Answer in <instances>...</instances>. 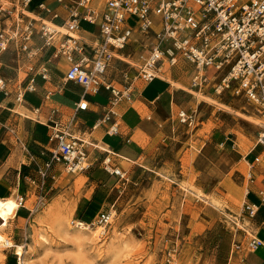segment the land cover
<instances>
[{
	"label": "built area",
	"instance_id": "built-area-1",
	"mask_svg": "<svg viewBox=\"0 0 264 264\" xmlns=\"http://www.w3.org/2000/svg\"><path fill=\"white\" fill-rule=\"evenodd\" d=\"M37 1L0 0V97L23 104L27 93L38 92L37 76L50 80L44 63L53 58L69 65L65 83H75L84 92L71 115L52 108L46 124L51 158L39 170L33 208L19 196V209L34 213L45 205V189L56 165L74 176L92 167L93 152L100 149L78 118L90 110L89 96L108 93L105 112L93 130L104 125L109 135L116 136L120 105L131 102L142 85L176 71L187 75L190 92L240 98L260 118L256 144L245 156L254 154L248 162L249 178L258 187L255 194L260 200L243 210L253 221L264 207V0ZM84 23L94 27L87 36L82 35ZM6 54L20 73H30L26 81L6 75ZM51 98V93L45 95L46 101ZM177 119L190 128L197 124L195 112L184 109L177 112ZM107 170L123 176L119 170ZM258 178L260 185L255 183ZM115 217L113 209L103 210L92 222L80 223L99 226L104 238ZM262 245L254 236L248 250Z\"/></svg>",
	"mask_w": 264,
	"mask_h": 264
},
{
	"label": "rangeland",
	"instance_id": "rangeland-1",
	"mask_svg": "<svg viewBox=\"0 0 264 264\" xmlns=\"http://www.w3.org/2000/svg\"><path fill=\"white\" fill-rule=\"evenodd\" d=\"M82 27L94 29L87 23ZM5 56L4 62L12 63L11 55ZM5 72L14 73L10 68ZM179 75L188 79L183 72ZM180 85L189 88L187 82ZM202 96L245 115L238 117L188 94L181 104L195 112L194 128L181 124L177 114L165 121L147 139L144 159L130 173L116 176L115 188L96 201L99 208L90 219L82 216L78 197L70 189L75 176L59 175L45 205L34 213L20 211L3 231L7 242L0 247V264H19L20 245L25 246L30 264H245L244 253L255 231L243 210L260 200L252 199L249 178L248 162L254 154L244 157L256 144L260 118L240 98ZM214 131L227 133L230 142L216 145L211 138ZM255 183L260 185L261 178ZM36 200L34 193L27 206L33 208ZM109 209L116 217L104 238L102 229L92 225L76 240L54 222L62 214L78 231L80 221L90 223Z\"/></svg>",
	"mask_w": 264,
	"mask_h": 264
},
{
	"label": "crops",
	"instance_id": "crops-1",
	"mask_svg": "<svg viewBox=\"0 0 264 264\" xmlns=\"http://www.w3.org/2000/svg\"><path fill=\"white\" fill-rule=\"evenodd\" d=\"M82 30L83 36L94 31L84 28ZM6 63L14 72L13 75H19L21 80L26 81L30 76L26 71L20 73L17 65ZM44 64L49 70L50 80L45 81L41 76H37L38 92L27 93L23 104L0 97V198L16 196L18 199L19 196H25L28 202L32 194L39 193V170L44 168L51 158V154L46 151L50 135L46 124L51 117L52 108L58 107L66 115H71L83 96L82 87L72 82L65 83L64 77L69 66L65 61L53 58ZM172 81L179 84L187 82L189 86L188 79L185 82L178 72L172 71L165 78L142 85L131 102H123L119 107L122 116L120 134L116 136L109 135L104 125L93 130L105 112L108 93L102 91L98 95L88 97L90 110L80 112L79 121L93 144L98 147L97 144L102 143L108 151L98 147L100 150H95L92 155V167L76 175L70 188L73 194L77 195V207L82 210V216L86 219L97 213L99 206L96 201L102 194L115 188L118 177L111 174L107 168L119 170L121 174L130 173L144 159L147 139L160 131L165 121L174 119L177 108L184 109L181 102L188 94L194 99H198L196 94L212 95L208 92H190L189 88L183 86L178 88ZM48 93L52 95L51 101L45 100ZM22 112L26 115H22ZM211 138L221 147L231 140L228 134L222 131H214ZM259 171L260 168H257L256 172ZM64 174L62 165L53 168L45 195L54 190L59 175L61 177ZM253 188L251 190L255 196H252V199H258L255 194L258 187L253 184ZM24 210L27 211L18 208L16 217ZM261 212L262 208L257 219L252 221V227L255 231L253 236L260 239L263 245L244 253L245 264H264V216H261Z\"/></svg>",
	"mask_w": 264,
	"mask_h": 264
},
{
	"label": "bare ground",
	"instance_id": "bare-ground-1",
	"mask_svg": "<svg viewBox=\"0 0 264 264\" xmlns=\"http://www.w3.org/2000/svg\"><path fill=\"white\" fill-rule=\"evenodd\" d=\"M31 16H34V15H31ZM170 81V80H169ZM173 85H175L176 87L178 88H181L182 85H180L179 83L177 82H174L172 81ZM197 97H199V99H203L204 100H208L210 101L212 104L214 105H217L221 108H224L226 110H229V111H233L232 113H236V115L238 117H242L244 116L245 114H240L239 112L237 111H234L232 108H230L228 105L216 100V99H212V98H207L205 96H202L200 94H196ZM22 115H26L25 112H22ZM247 116V115H246ZM248 117V116H247ZM250 117V116H249ZM254 119V118H253ZM256 124H260V122H257ZM98 147L103 150V151H108L107 148L102 144H97ZM110 168V167H109ZM190 190V189H189ZM192 191V190H191ZM200 193V192H199ZM198 193V194H199ZM18 196V195H17ZM200 196V195H199ZM203 196V195H202ZM201 196V197H202ZM19 202L17 200V197L16 196H9V197H6V198H0V247H4L6 242H7V239H6V235L4 236V233L3 231L10 225V222L12 219H14L16 217V211L17 209L19 208ZM64 213V211H63ZM51 214V212H50ZM69 219V218H68ZM43 220V219H42ZM70 221V220H69ZM68 220H66L62 214H58V217H56V220L54 221L56 223V227L63 231L64 233H67V234H71L73 233L76 240H79L82 238V234L84 233V231H88V230H91V226L88 227L86 226L85 224H81L80 222L78 223L79 225V229L78 231H75L73 229V227L71 226V224L69 223ZM74 223V222H73ZM12 224V223H11ZM102 232V231H100ZM61 233V232H60ZM63 233V234H64ZM95 234V233H94ZM98 239V238H96ZM96 241V240H95ZM115 245V244H114ZM7 246H12L11 243H9ZM14 246V245H13ZM17 252H18V255L20 257L19 259V264H30L29 262L26 261V258H25V255L28 253L25 246L24 245H20L17 249Z\"/></svg>",
	"mask_w": 264,
	"mask_h": 264
}]
</instances>
